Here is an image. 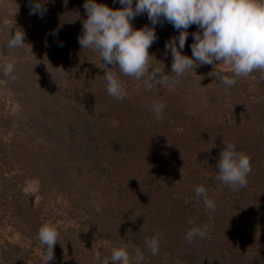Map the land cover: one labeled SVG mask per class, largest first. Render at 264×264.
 Wrapping results in <instances>:
<instances>
[{"label":"rangeland","instance_id":"rangeland-1","mask_svg":"<svg viewBox=\"0 0 264 264\" xmlns=\"http://www.w3.org/2000/svg\"><path fill=\"white\" fill-rule=\"evenodd\" d=\"M42 2L47 12L40 18L29 14V0H0V264H43L37 233L45 222L60 233L48 264H113L111 250L121 240L130 254L143 251V264H264L260 72L231 88L209 75H231L227 64L176 77L165 42L179 33L164 22L155 26L158 40L148 51L153 66L176 82L121 74L128 96L117 100L103 79L111 69L78 42L85 0ZM96 2L121 7L119 0ZM132 24L139 29L150 22L145 13ZM16 27L25 44L7 50ZM197 30L189 27L182 54L192 56ZM10 61L15 82L2 75ZM156 100L166 105L162 120L150 111ZM223 140L251 157L247 187L238 191L216 179ZM199 185L214 211L196 197ZM190 220L208 226L206 237L191 244L185 239ZM156 232L163 236L153 256L143 242Z\"/></svg>","mask_w":264,"mask_h":264},{"label":"clouds","instance_id":"clouds-1","mask_svg":"<svg viewBox=\"0 0 264 264\" xmlns=\"http://www.w3.org/2000/svg\"><path fill=\"white\" fill-rule=\"evenodd\" d=\"M119 4L120 8H110L96 0H85L83 7L87 19L82 21V35L78 37L82 49L98 52L106 68L111 69L105 71L103 79L107 94L114 99L123 100L128 96L121 74L145 83L155 81L164 85L176 82L164 69L153 66L151 61L154 57L148 51L158 40L155 26L164 22L171 24L179 33L165 42V53L172 57L171 73L176 77L195 71L199 66L213 65L215 68L219 64H227L231 66V75H223L219 71L209 74L226 88L233 87L238 80L255 71L264 78V0H135V3L134 0H119ZM29 8L30 15H39L40 18L47 12L42 0H29ZM145 13L150 25L134 28L132 20ZM192 25L198 30L191 34L192 56L189 57L182 52ZM56 34L55 31L51 33L53 36ZM25 35L23 28L16 27L15 34H10L4 46L7 50L20 49L25 44ZM15 68L14 61L5 63L3 77L15 82L18 78L14 74ZM58 69L62 76L67 74L63 68ZM165 107L163 101L156 100L150 111L157 120H162ZM223 142L226 146L219 154L216 179L238 191L247 187V177L252 171L251 157L238 151L234 143ZM195 194L202 199L207 210H215V202L205 186H196ZM92 203L99 213L100 203L95 200ZM189 223L193 226L186 232L187 243L206 237V224L195 226L191 220ZM162 236L163 233L156 232L143 242L153 256L159 255ZM37 239L45 249L43 264H48L54 259V246L60 242V233L54 224L45 222L38 229ZM144 259L139 247L135 248L134 255L130 254L128 245L121 240L120 245L111 250L109 261L113 264H143Z\"/></svg>","mask_w":264,"mask_h":264}]
</instances>
